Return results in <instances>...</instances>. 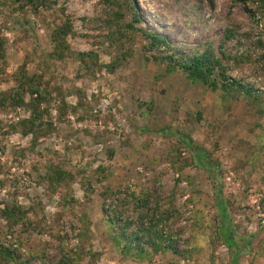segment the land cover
Masks as SVG:
<instances>
[{"label":"rangeland","instance_id":"1","mask_svg":"<svg viewBox=\"0 0 264 264\" xmlns=\"http://www.w3.org/2000/svg\"><path fill=\"white\" fill-rule=\"evenodd\" d=\"M247 6L256 18L238 0H55L37 10L0 0V93L16 87L25 65L40 78L48 110L36 138L18 125L30 117L27 106L0 108V214L21 205L32 222L11 229L0 216V245L31 264H62L70 251L78 254L68 264H231L218 180L246 248L238 264H264V6ZM151 34L169 47L151 48ZM202 55L219 59L217 74L227 69L251 94L212 88L179 66ZM177 135L219 165L218 178ZM51 165L75 179L48 189L42 177ZM108 190L115 199H105ZM110 201L118 224L106 222ZM126 220L128 253L114 239ZM136 238L143 258L134 255Z\"/></svg>","mask_w":264,"mask_h":264},{"label":"trees","instance_id":"2","mask_svg":"<svg viewBox=\"0 0 264 264\" xmlns=\"http://www.w3.org/2000/svg\"><path fill=\"white\" fill-rule=\"evenodd\" d=\"M9 2H13L14 4H23L24 6H31L36 10L40 7H45L50 5L55 0H6ZM240 1L246 11L253 17L256 18L257 13L253 11L251 8L247 6L248 0H238ZM258 2L264 6V0H258ZM132 25L130 26V28ZM64 31V30H63ZM62 30L59 31L61 34ZM66 34L68 31H64ZM151 48H161V47H169V44L166 41V38L160 35H149L147 37ZM5 42L3 38L0 37V57L1 59H5ZM179 66L188 73V75L195 79L205 82L212 88H225L226 91H236L237 93H246L251 94L252 89L244 86L239 81L233 80L227 74V69L223 68L221 70L220 75L222 78L215 79L214 76H220L217 74V70L222 68L221 61L219 59H213L212 57L202 55L193 58H189L186 61L179 60ZM16 87H14L9 92L0 93V108L10 106L11 102L16 107L27 106L30 110V117L18 125L21 127H25V134L33 135L34 137H38V131H40L44 126V116L48 111L46 108L42 107L47 100L46 93L41 88V80L36 75H30L23 65L18 74L16 75ZM221 82V83H220ZM254 94V92H253ZM30 96V101L27 103L25 101V97ZM257 96V95H255ZM165 135H170L171 132L165 130L162 132ZM192 153L193 159L197 162L198 165L202 167V169L208 173L211 178H218L219 165H209L206 164V158L208 157L207 153H205L202 149L194 146V141L191 137L184 135H177V137ZM75 179V175L65 169L57 165H51L46 169L44 177L42 180L47 184V188L55 191L58 187L67 186L72 180ZM214 192L216 197V210L220 215L219 222V230H220V238L222 239L224 245L228 247V249L232 252L231 264H238V261L243 253H245V246L242 243V238L237 235L235 232L233 225L230 220V216L228 213V201L223 194L222 184L217 181L214 182ZM116 193L113 191H106L104 197L106 200H110L109 198L115 199ZM134 200L141 201L140 198L136 194H133L132 197ZM112 204V201L109 204ZM106 205L104 208V215L106 217V222L108 224H118V211L115 210V206ZM28 210L21 205H6L4 209L1 211V218L8 222L9 227L12 229L16 225L24 224L27 228L32 226V222L28 220ZM122 217V215H121ZM122 220L124 218L122 217ZM81 221V220H80ZM81 223V222H80ZM132 226L131 222L127 220L124 223L118 225L119 233L114 237L116 242L120 245L123 252H130L133 247V240H131L128 229ZM117 228V227H116ZM141 228H138L136 235L141 232ZM81 237V235H80ZM164 239L163 235L160 240ZM137 242L136 253L134 254L138 258H143L146 255V250L143 248V245H140V239L135 240ZM166 241V239L164 240ZM146 246H149L154 252L160 250V245L156 242H150ZM79 247V243L77 245ZM165 249H172V245L168 244L165 246ZM175 252V251H174ZM76 252H69V257H67L68 262H74L76 257ZM78 254V253H77ZM21 258L17 255V253L9 249L3 245H0V260L6 262H14L15 264H31L29 260L21 261ZM63 262L62 264H66Z\"/></svg>","mask_w":264,"mask_h":264},{"label":"built area","instance_id":"3","mask_svg":"<svg viewBox=\"0 0 264 264\" xmlns=\"http://www.w3.org/2000/svg\"><path fill=\"white\" fill-rule=\"evenodd\" d=\"M262 224H264V221H262Z\"/></svg>","mask_w":264,"mask_h":264}]
</instances>
